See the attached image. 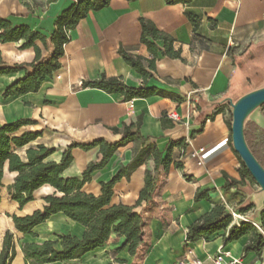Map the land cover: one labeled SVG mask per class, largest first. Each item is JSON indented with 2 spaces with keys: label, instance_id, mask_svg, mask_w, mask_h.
Returning <instances> with one entry per match:
<instances>
[{
  "label": "crops",
  "instance_id": "0c3cea01",
  "mask_svg": "<svg viewBox=\"0 0 264 264\" xmlns=\"http://www.w3.org/2000/svg\"><path fill=\"white\" fill-rule=\"evenodd\" d=\"M75 2L0 0V19L7 20L12 27H26L46 37V46L39 40L35 45L41 59L47 60L54 50L49 38L56 21ZM188 15L196 19V25ZM141 19L172 41V50L179 52V58L160 55L162 39L151 41L157 47L154 57L141 43ZM67 35L63 55L58 59L59 68L40 81L36 92L4 99L5 89L23 79L31 69L0 75V125L29 120L30 124L21 126L15 135L26 131L38 133L31 145L54 148L48 160L58 162L69 145H89L97 140L113 144L121 138L113 128L122 130L139 120L138 140H145V145L155 146L161 152V164L151 200L135 208L143 219V242L134 256L129 255L127 248L116 252L124 239L112 234L115 236H110L102 247L80 259L51 264H179L184 257L212 264L209 257L220 249L240 264H264V245L260 255L243 252L250 232L228 244L223 241L224 230L196 242L185 239L188 227L213 207L205 199L195 201L197 191H207L214 204L236 211L251 204L252 209L241 212L248 220L258 213L250 198L252 193L260 192L258 186L253 184L243 190L222 187L225 176L239 180V162L226 121L231 118L229 106L253 91L232 92L242 80L240 72L264 62V0H191L172 5L165 0H110L107 6L88 11ZM22 43H0L4 66L25 65L34 60L33 48L21 49ZM123 54L139 59L147 75L142 76L128 65ZM101 76L118 79L127 86L153 89L154 94L125 100L120 93L83 86ZM218 107L222 112L207 120V115ZM170 112L179 121L170 119ZM246 121L264 128V105L253 109ZM134 149L133 142L119 147L102 169L92 173L82 191L98 196L99 183L108 181L119 167L129 163ZM199 149H203L200 165L191 156ZM98 151V147L86 151L73 148V161L63 175L79 176L90 162L98 160ZM153 167L154 160L149 158L128 179L122 177L113 187L110 204L134 207L144 186L145 171ZM16 175L4 165L0 236L3 238L6 231L12 233L16 255L11 264H24L22 243L40 244L61 234L80 237L84 227L58 213L33 228L35 236L16 231L12 216L41 210L45 196L54 192L51 187L42 186L33 193V201L19 208L8 195ZM42 189L48 192H41ZM252 225L264 236L258 224ZM228 260L225 258L224 262Z\"/></svg>",
  "mask_w": 264,
  "mask_h": 264
},
{
  "label": "trees",
  "instance_id": "16d2710c",
  "mask_svg": "<svg viewBox=\"0 0 264 264\" xmlns=\"http://www.w3.org/2000/svg\"><path fill=\"white\" fill-rule=\"evenodd\" d=\"M109 1L76 0L71 8L65 11L56 21L55 30L49 38L54 50L47 60L41 59L40 49L35 45V41L39 40L43 46H46V37L30 31L26 27H12L7 20L0 19V43L22 40L21 49L33 48L35 53L34 60L31 63L13 67L4 66L0 54V75L14 73L19 70L26 71V68L31 69V72H26L23 79L8 86L2 97L6 99L13 95L36 92L39 89L40 81L50 77L59 68L58 59L63 55V45L68 41L67 31L73 29L88 11L105 7ZM189 1L191 0H165L168 5L179 2L188 3ZM188 18L196 25L195 18L190 15H188ZM140 24L141 43L147 46L155 58L157 57V47L151 41L157 39L164 41L160 52L161 56L179 58V52L172 50L170 39L160 34L150 22L141 19ZM123 58L128 65L142 76L147 75L139 59H133L126 54H123ZM153 61L154 58L151 61V67H153ZM83 86L100 89L107 93H120L125 100L148 98L154 94L153 89L127 86L118 79H106L104 76L95 81L84 82ZM221 112L222 108L218 107L212 114L207 115L206 119L210 120L213 115ZM226 123L230 129L231 118ZM29 124V120L20 119L0 125V185L3 177V167L6 164L8 172L17 174L13 184L8 187V195L12 201L18 204L19 208L33 201V193L42 186L47 185L54 192L45 196L43 199L45 205L41 210H35L31 214L22 217L12 216L15 230L24 235L35 236L32 233L33 228L44 223L52 215L61 213L67 219L83 226L84 231L80 237L61 234L56 235L53 240H46L40 244L22 243L21 252L24 264H51L80 259L87 252L102 247L112 234L124 239L115 251L119 252L127 248L129 255L134 256L139 245L143 242V219L140 213L135 211V208L140 206L142 202L148 203L151 200L161 164V152L155 146L145 145V140H138L141 139L138 134L139 120L135 124L124 126L122 130L113 128V132L121 135L120 140L113 144L97 140L89 145L75 143L69 145L58 162L48 160L55 152L54 148L46 147L43 144L31 145L39 137L38 133L26 131L20 135H15V132L21 126ZM243 136L249 151L264 169V128L246 121L243 126ZM129 142L135 143L133 157L130 162L119 167L108 181L99 183L100 194L98 196L83 192L82 187L91 180L92 173L102 169L115 151ZM94 147L99 148L97 161L90 162L77 177H65L63 175V172L73 161L71 155L73 148L86 151ZM149 158L154 160V167L153 170L145 171L144 186L140 190L136 205L129 207L123 204H110L114 185L122 177L128 179L131 172ZM237 158L239 162L237 169L239 180L225 176L223 190L230 188L243 190L247 186L255 184L238 155ZM201 199L212 203L213 207L210 212L188 227L185 237L187 242L206 239L214 233L224 230L223 241L224 244H228L250 232L251 238L248 244L244 246L243 252H255L260 255L264 245L262 232L245 221L240 222L239 226L231 225L229 212L223 205L214 204L207 195V191H197L195 193L194 200ZM252 208L253 206L248 204L237 211L241 213ZM250 220L258 224L264 232V210H260ZM15 255L13 235L6 231L0 244V264H11Z\"/></svg>",
  "mask_w": 264,
  "mask_h": 264
},
{
  "label": "water",
  "instance_id": "95a60500",
  "mask_svg": "<svg viewBox=\"0 0 264 264\" xmlns=\"http://www.w3.org/2000/svg\"><path fill=\"white\" fill-rule=\"evenodd\" d=\"M264 103V87L253 90L231 104V144L255 184L264 192V169L249 151L243 136V126L249 113Z\"/></svg>",
  "mask_w": 264,
  "mask_h": 264
},
{
  "label": "rangeland",
  "instance_id": "374dc122",
  "mask_svg": "<svg viewBox=\"0 0 264 264\" xmlns=\"http://www.w3.org/2000/svg\"><path fill=\"white\" fill-rule=\"evenodd\" d=\"M240 76L242 77V80L240 83L235 85L232 92L239 94L247 90H256L264 87V62L245 68L240 72ZM228 114L231 117L230 106L228 109ZM41 192L47 193L48 190L42 189ZM250 198L252 200L251 202L257 207L258 212L260 210H264V192L260 191V192L252 193ZM111 236H115V235H111ZM1 242H2V236H0V244Z\"/></svg>",
  "mask_w": 264,
  "mask_h": 264
},
{
  "label": "built area",
  "instance_id": "2783aa9c",
  "mask_svg": "<svg viewBox=\"0 0 264 264\" xmlns=\"http://www.w3.org/2000/svg\"><path fill=\"white\" fill-rule=\"evenodd\" d=\"M131 109H132V103L129 102V110H131ZM168 117L174 121H179V118L177 117V115L174 112L168 113ZM202 153H203V149H199L197 151H194L191 155L193 158H195L197 160V164H199V165L203 163ZM225 209L231 215V225L239 226V223L243 222V221L253 224V222L248 220L243 214L234 210V208L225 205ZM225 258H228L229 260L227 262H224ZM209 261L212 264H240L239 261H237L235 259H231L230 254L228 252L224 251L223 249H220L215 255L209 257ZM186 263L202 264V262H200L198 260H191L188 257H184V259L179 262V264H186Z\"/></svg>",
  "mask_w": 264,
  "mask_h": 264
}]
</instances>
